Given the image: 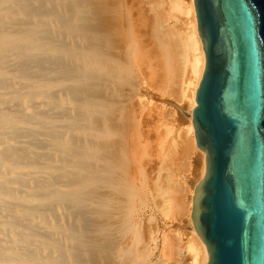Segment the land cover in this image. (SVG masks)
I'll return each mask as SVG.
<instances>
[{"label": "bare ground", "instance_id": "1", "mask_svg": "<svg viewBox=\"0 0 264 264\" xmlns=\"http://www.w3.org/2000/svg\"><path fill=\"white\" fill-rule=\"evenodd\" d=\"M122 1L0 0V264H172L174 239L144 224L175 209L191 230L181 259L209 262L191 218L206 174L191 122L205 68L194 0L172 2L185 39L156 2ZM143 74L147 88L183 76L188 89L193 147L185 135L177 162L201 159L188 206L174 148L152 183L137 162Z\"/></svg>", "mask_w": 264, "mask_h": 264}, {"label": "water", "instance_id": "2", "mask_svg": "<svg viewBox=\"0 0 264 264\" xmlns=\"http://www.w3.org/2000/svg\"><path fill=\"white\" fill-rule=\"evenodd\" d=\"M205 68L192 221L208 264H264V0H194Z\"/></svg>", "mask_w": 264, "mask_h": 264}, {"label": "rangeland", "instance_id": "3", "mask_svg": "<svg viewBox=\"0 0 264 264\" xmlns=\"http://www.w3.org/2000/svg\"><path fill=\"white\" fill-rule=\"evenodd\" d=\"M119 1L121 2L122 0H119ZM143 1H146L147 3L149 1L150 3L156 2L155 7L159 11H162V9L165 11V15L167 19L170 21V25L176 28L178 37L183 38V39L186 38V33H187L186 29H188L187 17L185 16L183 12H180L178 9H175L173 7L172 2L176 0H143ZM122 2H126L125 5H127V2L128 4H130L132 0L131 1L123 0ZM188 70L190 71L189 66H188ZM188 70H187L188 75L185 76L184 81L186 80V84H187L188 79H190V82H192L193 84L194 79H192L191 77H194V75H190V72H188ZM143 75H144V80H143L142 85H140V88L142 87L141 88L142 90L140 94L134 100L135 101L134 106L136 108V111L137 112L140 111V116L138 117V123L140 125L139 127L140 136L137 139L139 140L140 146H139V149L136 155V158H138L137 159L138 161L137 160L136 161L142 166L143 172H145L146 174L148 173L150 175V179H151L150 181L152 183L157 178L158 172L163 164L162 162L165 161V157L167 155L168 149H170V147L174 148L172 150L173 152H175L174 158H176V162H177V160L179 159V158L177 159V156L181 155L180 152L183 151V146H184V142L182 143L183 138L185 137V135H187V137L185 138L187 139L189 138V143L192 146L193 136L187 131V128H188L187 127V122H188L187 112L189 109L187 108L188 89L185 88L186 84L183 85V76L181 77V79L177 78L178 80L176 81L179 82L177 86L176 85L173 86L174 83H172V85H169V83H167L168 85H165L166 83H162L158 81L159 83L163 84L165 87L162 85L164 89L163 87H160L162 88V90L160 88L157 90L158 88L157 86H161L159 83L156 85L154 84L157 80L155 82L153 81L154 82L152 83V85H154L153 87L147 88L148 87L147 83H150V81L152 82V80L149 81V78L147 79V75L146 74H143ZM166 86L167 88H169L167 89L168 91L166 90ZM170 86H173L172 88L174 89L172 90ZM183 90H184V93H183ZM137 103L140 105H138ZM132 129H133V126L131 127V131ZM134 138L136 139V137ZM184 141H186V139ZM172 144L174 146H172ZM176 144L177 146H175ZM175 149L176 151H174ZM177 149L178 151H180L179 154H177ZM181 156H180V160L182 158ZM187 157L188 158H186L187 160L184 161V164H178L179 162L178 160L176 166L178 167L179 170L174 168L173 173H175V169H176L177 175H178L177 177L180 180L179 185L180 183H181V186H183L185 183L187 184L183 186L184 188H186L185 197L187 198H184L183 201L181 200V202L185 203V205L188 206L190 198L192 196L191 186L193 188V184L195 183V180H196L195 179L196 175L198 174V169L200 168L201 159L196 150L195 151L191 150V152L189 153ZM180 163L182 162L180 161ZM133 167L135 166L133 165ZM152 167L154 169L151 170ZM176 210L177 209L172 211L171 212L172 214L170 213V216H167L168 217L167 220H166L167 217H164L161 213H158L156 211L155 213L156 219L151 220V222L148 221L147 219L146 223L144 224L145 225L144 228H146L147 231H156L159 225L162 226L160 238H162V236L165 233H168V237L172 240L174 239L173 242L175 241V244L173 246L174 247L173 253L175 254L176 262L171 261L172 264H187V263L191 264L192 260H189L190 259L189 257H191L189 254L185 255L186 259L184 258L181 259L182 254H184V252L186 251L185 249L186 247L185 243L187 241L186 239H188V235L191 232L189 228L190 226L189 217L186 215L183 216V214L180 211L176 212ZM149 213L150 212L146 213L145 218L149 217L148 215L151 214ZM158 247L161 248V243H159ZM159 256H160V253L157 252L156 257L153 259L154 263L157 260L156 258Z\"/></svg>", "mask_w": 264, "mask_h": 264}]
</instances>
